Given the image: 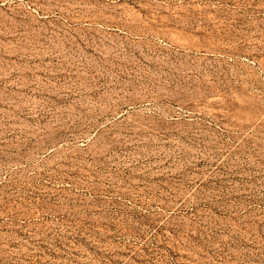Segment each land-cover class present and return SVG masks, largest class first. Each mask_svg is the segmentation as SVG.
<instances>
[{
    "label": "rangeland",
    "instance_id": "rangeland-1",
    "mask_svg": "<svg viewBox=\"0 0 264 264\" xmlns=\"http://www.w3.org/2000/svg\"><path fill=\"white\" fill-rule=\"evenodd\" d=\"M0 264H264V0H0Z\"/></svg>",
    "mask_w": 264,
    "mask_h": 264
}]
</instances>
